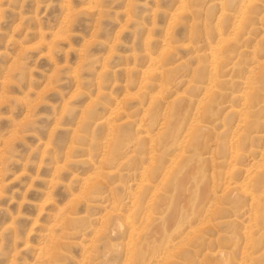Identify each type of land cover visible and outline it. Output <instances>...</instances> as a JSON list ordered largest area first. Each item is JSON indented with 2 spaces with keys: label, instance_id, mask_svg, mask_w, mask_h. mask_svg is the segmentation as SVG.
I'll return each mask as SVG.
<instances>
[{
  "label": "rangeland",
  "instance_id": "1",
  "mask_svg": "<svg viewBox=\"0 0 264 264\" xmlns=\"http://www.w3.org/2000/svg\"><path fill=\"white\" fill-rule=\"evenodd\" d=\"M224 263L264 264V0H0V264Z\"/></svg>",
  "mask_w": 264,
  "mask_h": 264
},
{
  "label": "bare ground",
  "instance_id": "2",
  "mask_svg": "<svg viewBox=\"0 0 264 264\" xmlns=\"http://www.w3.org/2000/svg\"><path fill=\"white\" fill-rule=\"evenodd\" d=\"M191 133H192V132H191ZM200 138H201V137H200ZM202 138H203V137H202ZM203 139H204V138H203ZM203 141H204V140H203ZM197 142H198V141H197ZM200 142H201V141H200ZM195 143H196V141H195ZM180 196H181V195H180ZM179 198H180V197H179ZM182 202H183V201H182ZM179 204H181L180 201H179ZM177 208H178V207H176V209H177ZM173 209H174V208H173ZM173 209H172V210H173ZM174 210H175V209H174ZM174 210L172 211L173 213H174ZM177 212H178V211H177ZM176 214H177V213H176ZM171 216H172V213L170 214V217H171ZM174 216H175V215H174ZM161 217H162V216H161ZM167 217H168V216H167ZM172 218H173V220L175 219L174 217H172ZM169 219L172 220L171 218H169ZM169 219H168L167 221H168V223H170L169 225H171V223H173V220H172V222H171ZM156 226H157V225H156ZM158 226H159V225H158ZM157 229H159V227H157L155 230H157ZM155 230H153V234L155 233V232H154ZM157 232H158V230H157ZM156 234H157V233H156ZM154 235H155V234H154ZM152 236H153V235H151V237H152ZM155 237H156V236H155ZM152 238H153V237H152ZM150 239H151V238H150ZM222 255H223V254H222ZM220 257H221V256H220ZM212 258H213V256H212ZM221 258H222V257H221ZM221 258H220V259H221ZM215 259H216V258H215ZM217 260H218V259H217ZM208 261H209V260H208ZM214 261H215V260H214ZM224 264H225V263H224Z\"/></svg>",
  "mask_w": 264,
  "mask_h": 264
}]
</instances>
